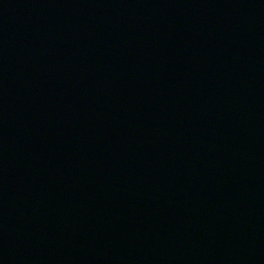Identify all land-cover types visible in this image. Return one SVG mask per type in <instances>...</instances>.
I'll return each mask as SVG.
<instances>
[{"label":"water","instance_id":"water-1","mask_svg":"<svg viewBox=\"0 0 264 264\" xmlns=\"http://www.w3.org/2000/svg\"><path fill=\"white\" fill-rule=\"evenodd\" d=\"M0 264H264V0H0Z\"/></svg>","mask_w":264,"mask_h":264}]
</instances>
